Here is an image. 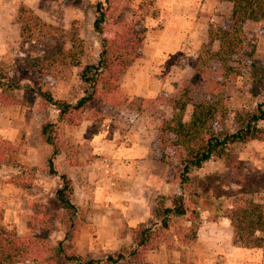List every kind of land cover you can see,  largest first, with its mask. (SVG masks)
I'll use <instances>...</instances> for the list:
<instances>
[{
    "label": "rangeland",
    "instance_id": "374dc122",
    "mask_svg": "<svg viewBox=\"0 0 264 264\" xmlns=\"http://www.w3.org/2000/svg\"><path fill=\"white\" fill-rule=\"evenodd\" d=\"M97 1L102 0H0V77L26 86L10 94L26 104L31 102L30 106L0 104V127L6 118L18 117L24 134L14 146L17 151L29 147L37 153L33 167L22 165L12 170L8 167L12 162L8 160L6 168L0 171V185L15 186L13 191H6L7 198L0 195V227L13 229L21 238L39 237L46 264L63 263L50 250L61 236L51 210L58 180L45 174L49 147L39 139L42 124L54 123L53 134L62 147V155L54 160L57 172L64 170L66 157L74 163L80 160L82 168L89 166L84 172L73 169L72 202L77 208L79 224L74 247L76 254L84 259H100L127 249L131 228L135 222L148 220L156 196L169 197L176 192V187L165 180V172L176 164V158L163 153L154 143V137L162 121L172 116L171 99L185 78L190 77L197 56L201 77L208 79L209 84L205 92L193 97V102L215 107L211 122L214 129L234 130V114L252 111L264 99V91L260 95L252 93L253 76L248 67L250 61L264 62L261 23H244L238 38L230 40V51L228 44H224L219 57L209 53L215 52L218 45L206 44L207 31L226 28L230 9L226 0H112L117 20L124 17L125 21L137 24V28L145 27L140 57L120 80L121 102L112 106L97 99L81 109L82 120L78 125L56 123L55 110L44 109L37 92H47L53 100L71 104L81 96L79 69L71 65V60L85 64L97 59V38L91 28L92 8ZM23 9L31 10L42 22L62 31L44 39H20L17 15ZM190 111L187 106L181 114L184 123ZM260 124L264 127V121ZM117 148L124 155H118ZM229 153L241 162L239 169L232 171L222 160L211 159L188 173L184 194L189 193V199L185 198V206L191 205L190 194L198 196L194 242L185 246L183 241L189 236L190 225L185 215L173 219L166 231L159 230L155 250L147 251L140 259L128 258L118 264H264V237L260 249L234 246L229 222L219 217L233 194L264 195V141L233 144ZM162 154L166 157L164 161L160 159ZM120 156L127 162L123 164L124 178L116 175L120 167L115 161ZM92 162L94 167L90 166ZM132 169L149 170V181L154 183L138 208L129 198L133 179L129 181L127 177L132 178L133 175L129 176ZM92 180L102 181L101 186L110 188L112 181L117 180L114 184L122 181L126 198L117 199L120 190L111 194L105 188L102 194L109 197L97 200L103 205L89 207L82 191L90 189ZM87 193L89 196L93 191ZM212 200L219 202L218 206H210L208 202ZM114 203L118 206H112ZM89 212L110 219V224L96 228L90 227L91 223L86 227Z\"/></svg>",
    "mask_w": 264,
    "mask_h": 264
},
{
    "label": "trees",
    "instance_id": "16d2710c",
    "mask_svg": "<svg viewBox=\"0 0 264 264\" xmlns=\"http://www.w3.org/2000/svg\"><path fill=\"white\" fill-rule=\"evenodd\" d=\"M230 3V11L225 29L207 31L206 44L217 43V50L212 53L219 57L224 44L230 51V40L238 38L244 23L251 21L261 23L264 30V0H226ZM93 20L91 28L97 38L98 53L94 62L81 64L79 60H71L72 66L78 68L77 79L81 88V96L69 103L53 100L47 92L38 91L42 98L41 106L51 107L56 112V123L65 126H75L82 120L81 109L88 104L101 99L107 105L116 106L121 102L122 92L119 84L125 71L140 57V48L144 38L145 27L114 17L112 0L97 1L92 8ZM18 35L20 39L38 40L51 37L61 32L55 26L42 22L31 10L23 9L18 12ZM238 41V40H237ZM231 53V52H228ZM223 60V59H220ZM200 57L197 56L192 67L191 75L185 78L180 88L171 99L172 116L160 124L154 137V143L163 149V153L176 158V164L165 172V180L176 187V192L169 197L158 195L154 206L149 212L146 222L134 225L130 230V245L115 255L104 258L84 259L76 254L74 247L78 234L77 208L72 202V180L66 174L58 173L54 168V160L62 153V147L54 137V123L46 122L39 129L40 142L49 147L46 160L45 174L56 177L58 184L53 191L54 203L51 210L58 222L60 239L50 250L53 255L60 257L63 264H118L128 258L140 259L147 251L155 250L159 240V230L166 231L175 218L185 215L189 217L187 236L183 238L185 246L192 244L197 231V214L195 199L190 206H185L184 194L188 183V173L200 168L211 159L222 160L232 171L239 169L241 162L229 153V148L236 143L264 141V99L255 105L254 110L235 113L236 128L234 130L214 129L215 107L206 103L193 102V97L203 93L208 88V79L201 77ZM252 72L250 88L254 95L264 91V62L250 61ZM18 81H9L0 77V104L26 105L10 94V91L20 90ZM29 90V88H28ZM30 91V90H29ZM189 106L191 111L187 122L182 121V113ZM17 147L7 141L0 140V165L14 159ZM164 161L165 154L160 156ZM69 165L74 163L67 158ZM33 169V168H30ZM210 206H218L219 202L212 200ZM191 207V208H190ZM219 211V210H217ZM215 216V215H214ZM216 217V216H215ZM219 217L227 220L232 229L231 242L234 246L246 249H260L264 237V195L249 193L233 194L228 198V206L221 210ZM43 243L39 237L30 235L18 237L13 229L0 227V264H46L41 253Z\"/></svg>",
    "mask_w": 264,
    "mask_h": 264
},
{
    "label": "crops",
    "instance_id": "0c3cea01",
    "mask_svg": "<svg viewBox=\"0 0 264 264\" xmlns=\"http://www.w3.org/2000/svg\"><path fill=\"white\" fill-rule=\"evenodd\" d=\"M229 11H230V9H229ZM9 106L12 107L13 105H9ZM11 107H7V109H9ZM19 124H20V122H19V118L18 117L15 118V117L12 116L10 119L6 118L4 120V125L0 127V140L7 141V142H9L12 145H16L17 146L19 144V142L21 141V139H22V135L24 134L23 132H21V128L19 127ZM117 150H118V148H117ZM112 152L114 153V151H112ZM60 155H62V153ZM118 155H124V152L121 153L118 150ZM64 159H65L64 160V163H65L64 170L61 169L60 171H58V173H63V174H66L68 177H70L71 180H72V187H73V181H74L73 180L74 179L73 178V176H74L73 175L74 174L73 169H75L76 172H79L81 170H82V172H84V170L89 168V166L82 168V166L80 165V160H76L75 163H74V161H72L74 163V165L72 166V165L68 164L67 157L64 158ZM121 159H122V156H120V158H117V160L115 161V165H118L120 167V170H119V172L116 175L117 176L119 175V177H123L124 178L126 176V172H125L124 169H126V168L123 166V164H127V162H124ZM36 161H37V153L34 152V151L29 150V147H28L27 149H25V151H17L15 159H14V163L9 165L8 167H9V169H12V170H18V169L21 168L22 165L23 166L27 165V166H32L33 167V166H35ZM144 162H146V161H144ZM90 166L94 167L95 163L92 162V164ZM100 167L103 168L102 165H100ZM5 168H6L5 163H2L0 165V171L5 169ZM138 170L135 171V170L132 169V172L130 171V174H129V176L133 175V176H136V177H133V176H132V178L127 177V179H129V181L131 179H133L132 182L130 181V183H131L130 188L131 189L129 190V196H130L129 198H130L131 201H133V202H135L137 204L136 208H138L139 205L141 204L140 202L143 200V198H144L143 196H145L146 193H148L150 190H152V188H154V183L149 181V179H150L149 178V175H150L149 170L148 171L146 169H140V171H138ZM76 175H77V173H76ZM116 181L117 180L112 181V182L115 183ZM135 182H138V183L135 184ZM92 183H93V185L90 187V189H85L84 191H82V196L84 198V201L88 202V206L91 207V208L95 207V206H102L103 205V204H101V202H99L97 200L102 199V198H104L107 195L105 193H104V195L102 194V191L105 188H106L105 191L110 189V193L111 194H112V192L120 190L121 191V196L119 198H117V199L126 198V196L124 195V192H123L124 191V186L122 185V181H119L116 184L112 183L113 188H110L109 185L108 186H106V185L101 186L103 184L102 181L100 183H97V182H94L92 180ZM106 183L109 184L108 181ZM13 186L14 185L11 184V183H2L0 185V191H1L0 195H1V197L2 198H7L6 191H8V190L9 191L10 190L13 191L15 189V186L14 187ZM36 186L41 187V184L37 183ZM88 190L89 191H93V194L90 193V195L88 196V193H87ZM98 191L100 193H97ZM107 197H109V196L107 195ZM112 206L117 207L118 205H117V203H114V204H112ZM140 206H142V205H140ZM18 213H20V212H16V214H18ZM136 217H137V215L134 216V218H131L132 221H134V219H136ZM87 220L88 221H86V222H88V224L86 223L87 224L86 227H88L91 223H92V225H90V227H96V228H100L99 226H106L107 224H110V219L108 220L107 218L102 217L101 214L95 215V214H93L91 212H89V214L87 215ZM135 223L138 224V222H135ZM97 237H100V235H98Z\"/></svg>",
    "mask_w": 264,
    "mask_h": 264
}]
</instances>
